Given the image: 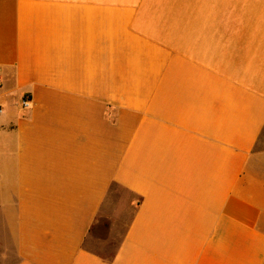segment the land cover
I'll use <instances>...</instances> for the list:
<instances>
[{
    "label": "crops",
    "instance_id": "0c3cea01",
    "mask_svg": "<svg viewBox=\"0 0 264 264\" xmlns=\"http://www.w3.org/2000/svg\"><path fill=\"white\" fill-rule=\"evenodd\" d=\"M0 108V264H264V0H0Z\"/></svg>",
    "mask_w": 264,
    "mask_h": 264
},
{
    "label": "rangeland",
    "instance_id": "374dc122",
    "mask_svg": "<svg viewBox=\"0 0 264 264\" xmlns=\"http://www.w3.org/2000/svg\"><path fill=\"white\" fill-rule=\"evenodd\" d=\"M257 0H248V5L254 6L256 5ZM262 143L264 144V132L262 134ZM120 218L115 220L114 218L107 219L105 218L102 225H100L96 234H100L103 238L108 239V241L101 243L97 242V245L102 250H112L116 247L117 237L121 234L123 229V224L119 223ZM118 223V224H116ZM116 226V228H115Z\"/></svg>",
    "mask_w": 264,
    "mask_h": 264
},
{
    "label": "built area",
    "instance_id": "2783aa9c",
    "mask_svg": "<svg viewBox=\"0 0 264 264\" xmlns=\"http://www.w3.org/2000/svg\"><path fill=\"white\" fill-rule=\"evenodd\" d=\"M30 101H31L30 96H25V97L23 98V100H22L23 104L26 105V106L30 103ZM1 111H2V108H0V112H1Z\"/></svg>",
    "mask_w": 264,
    "mask_h": 264
}]
</instances>
